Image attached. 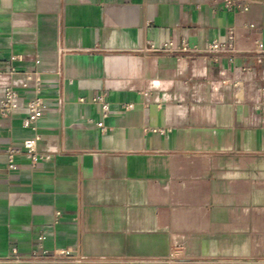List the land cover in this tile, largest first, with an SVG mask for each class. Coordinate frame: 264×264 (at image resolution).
I'll return each instance as SVG.
<instances>
[{
  "label": "crops",
  "instance_id": "crops-1",
  "mask_svg": "<svg viewBox=\"0 0 264 264\" xmlns=\"http://www.w3.org/2000/svg\"><path fill=\"white\" fill-rule=\"evenodd\" d=\"M247 1L0 0V104L20 94L0 115V264H264V0ZM32 74L48 111L26 127ZM36 136L50 158L9 168Z\"/></svg>",
  "mask_w": 264,
  "mask_h": 264
},
{
  "label": "built area",
  "instance_id": "built-area-1",
  "mask_svg": "<svg viewBox=\"0 0 264 264\" xmlns=\"http://www.w3.org/2000/svg\"><path fill=\"white\" fill-rule=\"evenodd\" d=\"M224 6L227 10L240 9L243 12L248 10L249 2L247 0H225ZM236 39L235 29L232 28L228 31L226 38L216 39L209 45V50L213 54H222L225 52H234V42ZM259 48L264 50V44H260ZM151 50L158 52H173V44H164L160 48L151 47ZM181 51H187L185 42L181 44ZM251 70V69H250ZM30 82L33 84V95L29 100L27 105V115L23 120V124L26 127H33L35 124L46 114L48 111V106L45 103L44 98L41 95L43 89V79L38 74H32L29 76V82L23 84L24 89L30 87ZM258 104L261 107H264V83L260 86L257 93ZM128 109L132 108V105L126 106ZM20 108V94L18 90L13 88H7L4 93V97L0 104V115L8 116L9 114L17 111ZM104 109L106 112L109 110V106L105 105ZM98 126L103 130L107 131V127L103 122L99 123ZM40 137L36 136L35 138L27 139L24 141L22 149L15 147H7L5 149L6 156L8 158L9 168H15V158L17 155L24 153L25 156L31 160L33 163L41 162L48 160L49 155L42 154L39 151L38 143ZM44 237H40V240H43Z\"/></svg>",
  "mask_w": 264,
  "mask_h": 264
}]
</instances>
